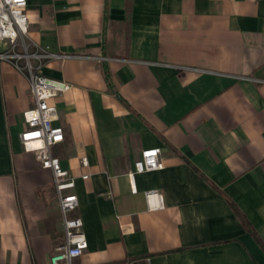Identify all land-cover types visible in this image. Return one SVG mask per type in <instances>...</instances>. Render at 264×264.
<instances>
[{
  "label": "crops",
  "instance_id": "crops-1",
  "mask_svg": "<svg viewBox=\"0 0 264 264\" xmlns=\"http://www.w3.org/2000/svg\"><path fill=\"white\" fill-rule=\"evenodd\" d=\"M25 12L28 42L68 55L38 71L69 85L52 100L51 153L87 242L73 264H264L228 203L264 242V0H26ZM31 104L26 76L0 60V264H48L62 237L50 172L18 138ZM148 147L162 168L134 174L131 192Z\"/></svg>",
  "mask_w": 264,
  "mask_h": 264
},
{
  "label": "built area",
  "instance_id": "built-area-1",
  "mask_svg": "<svg viewBox=\"0 0 264 264\" xmlns=\"http://www.w3.org/2000/svg\"><path fill=\"white\" fill-rule=\"evenodd\" d=\"M25 8L26 0H0V60L10 63L26 76L32 104L21 112L22 129L18 138L22 147L32 152L39 166L48 169L51 175L62 237L53 247L48 264H71L74 258L85 251L87 242L81 218L72 214L78 205L76 195L70 190L73 178L50 151L53 145L63 139L61 126L52 123L56 117L52 100L65 92L69 85L61 80L47 78L38 71L42 60L62 59L68 55L50 52L28 42ZM159 154V147L139 151L131 170L126 173L131 192H135L134 174L162 168ZM79 163L86 166V157L81 156ZM80 178H87V174H81ZM143 197L149 209L163 206L161 195L152 189L144 190Z\"/></svg>",
  "mask_w": 264,
  "mask_h": 264
},
{
  "label": "trees",
  "instance_id": "trees-1",
  "mask_svg": "<svg viewBox=\"0 0 264 264\" xmlns=\"http://www.w3.org/2000/svg\"><path fill=\"white\" fill-rule=\"evenodd\" d=\"M104 76L107 81L108 73L106 69H104ZM228 203L230 205L232 212L237 217L239 223L242 225L244 230L252 237V239L255 241V243L264 253V242L259 238V236L257 235L256 231L252 228L247 218L244 216L242 212H240V210L231 201H228Z\"/></svg>",
  "mask_w": 264,
  "mask_h": 264
},
{
  "label": "rangeland",
  "instance_id": "rangeland-1",
  "mask_svg": "<svg viewBox=\"0 0 264 264\" xmlns=\"http://www.w3.org/2000/svg\"><path fill=\"white\" fill-rule=\"evenodd\" d=\"M50 151H53V148L52 147L50 148ZM73 261H74V259L72 260L71 264H73Z\"/></svg>",
  "mask_w": 264,
  "mask_h": 264
}]
</instances>
